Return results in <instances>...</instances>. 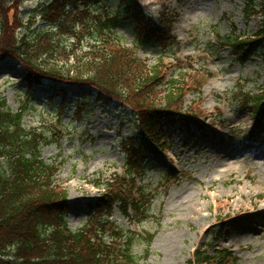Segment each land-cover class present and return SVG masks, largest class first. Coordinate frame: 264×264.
Listing matches in <instances>:
<instances>
[{"label":"rangeland","instance_id":"1","mask_svg":"<svg viewBox=\"0 0 264 264\" xmlns=\"http://www.w3.org/2000/svg\"><path fill=\"white\" fill-rule=\"evenodd\" d=\"M41 1L22 0L23 23ZM131 2L154 20L163 11L173 17L175 42L162 59L173 67L167 78L182 68L198 81V91H186L182 106L204 123L199 131L175 132L163 150L146 159L137 184L155 195L150 217L135 224L114 208L112 220L123 230L153 234L148 248L141 241L133 246L139 264H193V251L205 247L209 253L216 247L231 250L230 264H264V109L257 113L244 102L246 94L264 90V40L241 56L227 43L233 36L251 39L264 27L261 0L251 7L243 0H102L98 8L122 14L111 34L137 48L151 66L161 50L137 47L132 23L123 15ZM48 26L36 17L30 28ZM86 47L85 39L81 50ZM25 74L16 59H0V102L12 112L26 106L22 127L47 137L40 155L58 166L53 181L66 189L70 206L64 219L77 229L88 218L87 202L103 192L94 182L124 170L123 142L137 134L135 116L129 107L99 98L88 84L43 80L28 88ZM250 130L254 141L244 139ZM187 200L197 212H190Z\"/></svg>","mask_w":264,"mask_h":264},{"label":"trees","instance_id":"2","mask_svg":"<svg viewBox=\"0 0 264 264\" xmlns=\"http://www.w3.org/2000/svg\"><path fill=\"white\" fill-rule=\"evenodd\" d=\"M101 1L44 0L28 11L23 23L22 0H0V59L11 57L25 68L28 88L44 79L89 84L99 98L129 107L137 123V134L123 142L124 170L94 182L103 192L87 202V220L71 229L64 219L70 207L67 191L53 181L58 166L40 155L47 137L22 127L26 106L12 112L0 102V264H139L141 257L133 253V246L141 241L148 248L153 234L123 230L112 220L113 210L134 223L148 219L155 195L137 184L146 159L161 150L177 129L202 128L200 115L182 106L187 92L198 91V81L188 79L182 68L167 78L173 67L162 60L175 42L173 17L163 11L154 20L132 2L123 14L132 23L137 47L150 44L161 50L148 66L136 49L111 34L122 14L98 8ZM243 1L248 7L253 3ZM261 3L263 11L264 0ZM36 17L49 26L30 28ZM22 27L26 30L18 35ZM68 38L72 41L67 44ZM85 39L87 47L82 51ZM262 40L264 27L251 39L233 36L227 43L241 56ZM71 66L78 72L72 73ZM244 102L259 110L264 106V90L246 94ZM192 257L194 264H229L233 258L225 248L212 253L198 250Z\"/></svg>","mask_w":264,"mask_h":264},{"label":"bare ground","instance_id":"3","mask_svg":"<svg viewBox=\"0 0 264 264\" xmlns=\"http://www.w3.org/2000/svg\"><path fill=\"white\" fill-rule=\"evenodd\" d=\"M8 60L9 59H7L5 62H8ZM221 161H218L217 163H220ZM188 201V200H187ZM188 203H189V207H188V209L190 208V212H192V211H196L197 212V210H198V208H197V205L193 202L192 203V201L191 200H189L188 201ZM195 209V210H194Z\"/></svg>","mask_w":264,"mask_h":264}]
</instances>
